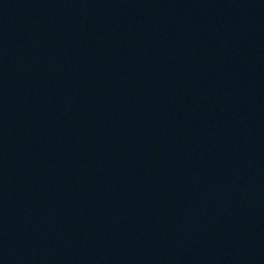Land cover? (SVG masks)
Returning <instances> with one entry per match:
<instances>
[{
    "label": "water",
    "instance_id": "1",
    "mask_svg": "<svg viewBox=\"0 0 264 264\" xmlns=\"http://www.w3.org/2000/svg\"><path fill=\"white\" fill-rule=\"evenodd\" d=\"M0 264H264V0H0Z\"/></svg>",
    "mask_w": 264,
    "mask_h": 264
}]
</instances>
